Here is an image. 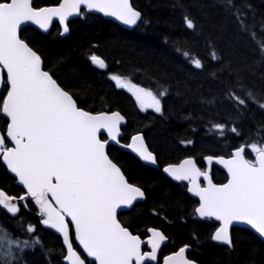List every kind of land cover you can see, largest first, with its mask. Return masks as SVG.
<instances>
[{
    "label": "trees",
    "instance_id": "1",
    "mask_svg": "<svg viewBox=\"0 0 264 264\" xmlns=\"http://www.w3.org/2000/svg\"><path fill=\"white\" fill-rule=\"evenodd\" d=\"M59 0H34L39 7ZM142 13L133 29H126L100 15L82 10L80 17L69 22L70 31L60 36L54 23L47 34L32 27L21 31V38L39 53L44 69L88 111L119 110L127 119L122 142L132 133L142 132L155 153L159 167L146 166L130 153L109 146L108 153L122 168L128 180L143 188L146 199L119 215L121 222L134 233L149 226L160 228L169 242L165 249L190 245V257L200 264H264V242L252 231L233 227L234 248L212 242L217 224L194 214L197 201L190 197L183 183L167 178L161 168L186 156H193L203 167L206 155H229L252 142L264 144V57L257 49L251 32L264 39V0H233L229 10L225 0H131ZM242 13L249 31L241 29L236 13ZM188 16L194 29L186 26ZM215 51L218 59L211 58ZM199 59L196 68L189 57ZM97 55L106 67L95 66ZM112 75L159 96L161 112L140 107L133 92L118 88ZM251 92L255 102L247 97ZM244 98L238 105L230 95ZM3 94L0 95L2 104ZM7 121L0 113V128ZM214 124L226 125L224 134ZM236 127L239 134L231 132ZM259 133V135H258ZM187 141H192L188 144ZM246 156L250 152L246 147ZM214 181L226 179L213 167ZM0 187L19 195L17 186L0 161ZM33 209L31 202H28ZM2 223L22 239H30L24 229L36 226L35 235L43 248L26 249L20 264H63V245L58 235L45 229L32 213L21 209L10 217L0 209ZM48 255H45V253ZM87 264H92L87 261Z\"/></svg>",
    "mask_w": 264,
    "mask_h": 264
},
{
    "label": "snow or ice",
    "instance_id": "2",
    "mask_svg": "<svg viewBox=\"0 0 264 264\" xmlns=\"http://www.w3.org/2000/svg\"><path fill=\"white\" fill-rule=\"evenodd\" d=\"M81 5L130 26L141 19V13L132 7L130 0H62L58 7L43 8H34L32 0H0V67L6 70V78L0 75V86L7 88L0 113L9 118L6 136L14 143L7 147L5 136L0 135V160L26 189L19 202L31 197L39 206L40 223L61 234L66 248L63 260L69 264H85V258L74 250L70 238L69 221L65 219L70 217L75 240L95 264H133V261L143 264L157 259V251L166 237L152 229V238L148 241L151 251L142 253L140 238L117 220L118 208L132 206L134 201L144 198L141 188L128 182L105 151L109 141L119 143L124 118L118 112L92 114L79 108L73 96L42 69L41 57L18 34L25 22L47 31L54 17L63 25V33H67L66 21L69 16L80 14ZM225 5L229 10L235 7L233 0H225ZM236 16L241 29L248 32L243 14L237 12ZM184 20L187 28H195L191 18L185 16ZM250 35L264 57V39L258 38L255 32ZM183 55L189 57L187 52ZM210 55L213 60L218 59L214 50ZM189 59L196 68L203 67L199 59ZM90 60L100 68L106 67L97 55H91ZM111 79L118 87L133 92L142 109L162 111L160 97L166 95V91L157 96L119 75H112ZM247 97L255 102L251 92ZM230 99L238 105L247 103L234 93ZM259 107L264 108V103ZM212 127L223 135L226 125ZM101 130L107 132L108 139L99 138ZM231 132L239 134L236 127H232ZM123 146L142 161L156 163L142 136H132L131 143ZM246 147L254 158H245ZM207 159L211 162L213 158ZM219 163L227 168L230 176L222 185L213 184L207 173L201 172L190 158L179 165L165 167L164 172L177 181L191 184L189 191L200 197L196 213L221 222L211 239L231 250L234 245L229 226L234 222L247 224L264 237V144L252 142L238 147L231 158L221 157ZM201 176L208 181L207 187H200L198 178ZM0 208L13 217L20 211L17 198L3 190H0ZM24 231L30 234V239H20L0 224V264H20V254L26 249L44 247L35 235V225L28 224ZM187 247L166 257L165 264H193L185 257Z\"/></svg>",
    "mask_w": 264,
    "mask_h": 264
},
{
    "label": "water",
    "instance_id": "3",
    "mask_svg": "<svg viewBox=\"0 0 264 264\" xmlns=\"http://www.w3.org/2000/svg\"><path fill=\"white\" fill-rule=\"evenodd\" d=\"M33 2H34V0H32V6H33ZM61 2H62V0L59 1V3H61ZM59 3H57V4H50V5H43V6H40V7H35V6H33V7H34V8L58 7V6H59ZM130 4L132 5V7H133L135 10L139 11L138 9H136V8L133 6L131 0H130ZM82 8H85L86 11L89 12V13L97 14V15H100L101 17H103V18H105V19H107V20H111V21L115 22L116 24H118V25H120V26H122L123 28H126V29H133V28H135V27L138 25V23L140 22V20H141V19H140L139 21H137V23H136L135 25H131V26H130V25H126V24H124L123 22L117 20L115 17L107 16V15H105V14L102 13V12H99V11H96V10H88L84 5H81V9H82ZM139 12H140V11H139ZM80 13H81V10H80ZM140 13H141V12H140ZM79 16H80V14H74V15H71V16L68 17V19H67V21H66L68 28H69V22H70L71 20H73V19L79 17ZM141 18H142V13H141ZM54 23H57V24L59 25V27H60V36H61V37L66 36V35L69 34V31H68L67 33H63V25L59 22V19H58V18H55V17L53 18V20H52L51 24L49 25V28H48L47 31H45V30L39 28L38 25H36V24H34V23H32V22H25V23H23V24L21 25L18 34H19V36H20V32H21V30L24 29V28H26V27H32V28L36 29L37 31H39V32H41V33H43V34H47V33L50 31V29H51V27H52V25H53ZM20 38H21V36H20ZM21 39H22V38H21ZM23 40H24V39H23ZM24 41H25V40H24ZM25 42L27 43V41H25ZM27 44H28V43H27ZM28 45H29V44H28ZM29 46H30V45H29ZM30 47H31V46H30ZM31 48H32V47H31ZM32 49H33V48H32ZM33 50H34V49H33ZM34 51H35V50H34ZM36 52H37V51H36ZM37 54L39 55L38 52H37ZM39 56H40V55H39ZM40 57H41V56H40ZM41 61H42V69H43L44 71H47V70L44 69V66H43V59H42V58H41ZM49 74H50V72H49ZM0 75L5 76V78H6V70H4L2 67H0ZM50 75H51V74H50ZM51 76H52V75H51ZM52 77H53V76H52ZM53 79H55V78L53 77ZM55 80H56V79H55ZM56 81H57V80H56ZM57 83H58V81H57ZM58 84H59V83H58ZM59 85H60V84H59ZM60 87H61L62 89H64L61 85H60ZM3 90H4V87L0 86V94L3 92ZM64 90H65V89H64ZM5 91H6V92H5V95H4V96H6V94H7V88H5ZM65 91H67V90H65ZM67 92H68V91H67ZM69 94L71 95V93H69ZM73 99L75 100L74 97H73ZM75 101H76V100H75ZM76 103H77V101H76ZM77 106H78L79 108L85 110V111H88V110H86V109L80 107V106L78 105V103H77ZM88 112H90V113H92V114H98V113H101V112H106V113H108V114H111V113H113V112H118V113H120V115L124 118L123 121H122L121 124H120V135L118 136L119 143H117V142H115V141H109V143L106 145V148H105V151H106L107 155L109 156V158H110V159H111V160H112V161H113V162H114V163H115V164L121 169L122 172H123L122 168H121V167H120V166H119V165H118V164H117V163L111 158V156H110L109 153H108V146H109V145H114V146L118 147V148L121 149V150L127 151L128 153L132 154L136 159H138L142 164H144V165H146V166H150V167L155 168V169H157V168L159 167L158 162H157V159H156V163H155V164H151V163H148V162H144V161H142V160L138 157V155H137L135 152H133L131 149H129V148H125V147L123 146V145L130 144V143H131V137H132V136L140 135V136L143 137V143L146 145V147L148 148V150L151 151L150 148H149V146H148V144H147V141H146V139H145V137H144V135H143L142 132L132 133V134L129 136V138H128V140H127L126 143H125V142H122V141L120 140V139L123 137V135H124L123 127H125V125H126V123H127V119H126V117H125V116H124L119 110H103V111H98V112H91V111H88ZM1 115H2L4 118L7 119L8 123L10 122V121H9V118H8L6 115H4L3 113H1ZM8 123H7V124H8ZM6 130H7V127H6ZM6 130H5V132L3 133L2 130L0 129V135H4L5 138H6V142H9V143L11 144L9 147H12V146H14V143H13L10 139L7 138V136H6ZM98 136H99V138H100L101 140L108 139L107 132H105L104 130H101V132L98 134ZM241 146H244V145H241ZM241 146H239V147H241ZM237 148H238V147H237ZM235 149H236V148H235ZM235 149H233V150L231 151V153H233V152L235 151ZM151 152H152V151H151ZM152 153H153L154 156L156 157L155 153H154V152H152ZM244 155H245V154H244ZM208 157H212V158H213V159L211 160V162H209V160L207 159ZM221 157H223L224 159H229V158H231V154L228 155V156H224V155H206V156L204 157V162H205V165H206L204 169H201V167H199V165L196 163L194 157H192V156H186V157H183V158H182L180 161H178V162L167 163V164H165V165L161 168V171H162V173H163L166 177H168L170 180H172V181H174V182H181V181H177V180H175L174 178H172L168 173H165V172H164V168L167 167V166H169V165H179V164H181L185 159H189V158H190V159H193V160H194L196 167H197L201 172H205V173H207L208 177L211 179V181H212L213 184H215V185H222V184H226V183L228 182V180L230 179V176H229V174H228L227 168H226L223 164L219 163V159H220ZM245 158H247V157L245 156ZM2 163H3V161H2ZM3 164H4V163H3ZM212 165L217 166L218 168H220L221 170H223V171L225 172V174L227 175V179H226L224 182H222V183H216V182L213 180V177H212V174H211V167H212ZM4 166L6 167L5 164H4ZM6 169H7L8 173H9L13 178H15V180H16V184L19 185L20 187H22V188L24 189V191L26 192V189L24 188V186H23L22 184L18 183V177H16L14 173H11L10 170H9L7 167H6ZM123 174L125 175L124 172H123ZM125 177H126V179L128 180V178H127L126 175H125ZM128 182L131 183V184H134V183L130 182L129 180H128ZM182 182H185V183L187 184V193H188V195L191 196V197H193V198H195V199L197 200L198 203H197V205H196V207H195V209H196L197 207H199V204H200V197H199L198 195L194 194L193 192H190V191H189V188L191 187V184H190L188 181H182ZM198 183H199L200 187H207V186H208V181L205 179L204 176H201V177L198 178ZM134 185L137 186V187H140L139 185H136V184H134ZM140 188H141V190L144 192V198H139V199H137L136 201L133 202V205H132V206H127V207L122 206V207H120V208L117 209V220L121 223V226H123V227H125V226L122 224V222H121V221L119 220V218H118V214H119V212L124 211V210H128V209L132 208L136 202L144 201V200L146 199L145 191L143 190L142 187H140ZM0 190H3L7 195H9L4 189L0 188ZM25 192H24V193H25ZM24 193H23V194H24ZM23 194H22V195H23ZM9 196H12V197H16V198H17V202H18V205H19V207H20V211H21V209H22L21 207H23V208H27V207H24L25 201H24V202H19V197H20L21 195H20V196L9 195ZM27 199H30V201L33 203L34 207L37 209V211L34 212V214H35L36 216H38V217H41L40 214H39V206L36 205V204L34 203V201L32 200L31 197H29V198H27ZM1 209H2V208H1ZM2 210H3V209H2ZM3 211H4L8 216L13 217L11 214L7 213L6 210H3ZM20 211H19V213H20ZM195 213H196V211H195ZM196 215H197L198 217H200V216L198 215V213H196ZM200 218H206V217H200ZM65 219H66L67 221H69V229H70V230H71V229L73 230V235H74L73 238H74V241H73L72 238H71V232H70V238H71V240H72V242H73L74 250H75V251L81 256V258H85V257H86V258H88L89 260L94 261L93 258L87 257V254H86V252H84L82 246H80L79 243H78V241L75 240V230H74V227L72 226V224H71V222H70V217H65ZM211 219L214 220V221H216V222H218V227L220 226V223H221L220 221L215 220V218H211ZM42 226H43L44 228H46L47 230H50V231L54 232L56 235H58V236L60 237V239H61V241H62V236H61V234L55 232V230H53V229H50V228L45 227L44 225H42ZM236 226H237V227H243V228H246V229L252 231L257 237H259V238L264 242V237H261V236H260V235H259L254 229H252L249 225L244 224V223H236V222H234L232 225H230V226H229L230 235H231V230H232V228H233V227H236ZM218 227H217V228H218ZM126 228H127V227H126ZM127 229L129 230V232H130L132 235H134V236H138V237L140 238V240H141V247H140L141 252H142V247H143L144 245H147V248H148V250H147L146 252L151 251V245L148 243V241L152 238V231H151L152 229H155V230H157V231H159L160 233L163 234V232H162L160 229H157V228H153V227H152V228L148 229L149 236L146 237L145 239H142L138 234H134V233H132L131 230H130L129 228H127ZM215 230H216V229H215ZM215 230L212 232V235L214 234ZM163 235H164V234H163ZM164 236H165V235H164ZM165 237H166V236H165ZM231 238H232V235H231ZM167 241H168V239H167V237H166V240L160 244V247H159V249H158V251H157V255H158V253H159V251H160L162 245L165 244ZM212 241H213V240H212ZM213 243L218 244V245H223L222 243L217 242V241H213ZM62 244H63V241H62ZM75 245H76L78 248H76ZM185 246H188V247H187V251H186V253H185V257H186V259H188L189 261H192L193 264H200V263H198L197 261H195V260H193V259H189V258L187 257V252H188L189 250H191V246H190V245H183V246H181V247H185ZM63 247H64V249H65V254H66V248H65L64 244H63ZM181 247H179L175 252L171 253V254L168 255V256H173L176 252L179 251V249H180ZM142 253H143V252H142ZM168 256H166V257H168ZM166 257H165V258H166ZM165 258L163 259V264H165ZM155 261H156V260H154V261H152V260H147V261H145V262H155ZM145 262H143V263H145ZM63 263H64V264H69V262H68V261H65V260H63ZM85 264H86V262H85ZM133 264H135V261H133Z\"/></svg>",
    "mask_w": 264,
    "mask_h": 264
},
{
    "label": "flooded vegetation",
    "instance_id": "4",
    "mask_svg": "<svg viewBox=\"0 0 264 264\" xmlns=\"http://www.w3.org/2000/svg\"><path fill=\"white\" fill-rule=\"evenodd\" d=\"M48 5H50V4H48ZM33 6H34V2H33ZM40 7V6H39ZM23 30V29H22ZM21 30V31H22ZM69 31H70V27H69ZM23 193V189H22V192L20 193V194H22ZM19 194V195H20ZM27 206H28V204H27ZM25 210H27L28 212H30V213H32L33 215H35L34 214V212H35V208L33 207V209H30L29 208V206H28V209H26V208H24ZM128 211V210H127ZM122 212H124V211H121L120 213H122ZM36 216V215H35ZM37 217V216H36ZM38 218V217H37ZM0 223L2 224V225H4L1 221H0ZM5 226V225H4ZM6 227V226H5ZM158 228V227H155V226H149V227H147L146 228V230L144 231V232H142V233H137L142 239H144V238H146L147 236H148V229L149 228ZM7 228V227H6ZM8 229V228H7ZM130 229V228H129ZM158 229H160V228H158ZM9 230V229H8ZM164 233V232H163ZM165 234V233H164ZM169 242V237H168V241L165 243V244H167ZM165 244H163L162 245V247H161V249H160V251H159V253H158V255H157V259H156V261L155 262H145V263H143V264H163V259L166 257V256H168V255H170L171 253H173V252H175L179 247H177V248H174V249H165L164 248V245ZM148 250V248H147V245H144L143 247H142V252H146ZM190 250L188 251V253H187V256H188V258H190V259H193V258H191L190 257ZM193 260H195V259H193ZM195 261H197V260H195ZM198 262V261H197Z\"/></svg>",
    "mask_w": 264,
    "mask_h": 264
},
{
    "label": "rangeland",
    "instance_id": "5",
    "mask_svg": "<svg viewBox=\"0 0 264 264\" xmlns=\"http://www.w3.org/2000/svg\"><path fill=\"white\" fill-rule=\"evenodd\" d=\"M247 150H249V152H250V158L249 159L254 158V154L251 152V150L249 148H247ZM20 239H22V238L20 237ZM13 248L15 250V246H13Z\"/></svg>",
    "mask_w": 264,
    "mask_h": 264
}]
</instances>
